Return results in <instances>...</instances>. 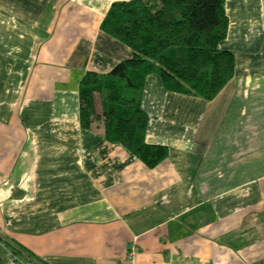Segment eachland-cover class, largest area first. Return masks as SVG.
I'll return each mask as SVG.
<instances>
[{"label":"crops","instance_id":"0c3cea01","mask_svg":"<svg viewBox=\"0 0 264 264\" xmlns=\"http://www.w3.org/2000/svg\"><path fill=\"white\" fill-rule=\"evenodd\" d=\"M114 1L0 0V234L46 264H264V0H225L213 98L146 75L154 167L79 124L83 73L131 55L100 29Z\"/></svg>","mask_w":264,"mask_h":264},{"label":"trees","instance_id":"16d2710c","mask_svg":"<svg viewBox=\"0 0 264 264\" xmlns=\"http://www.w3.org/2000/svg\"><path fill=\"white\" fill-rule=\"evenodd\" d=\"M100 29L126 44L131 55L106 73H83L79 124L83 129L101 125L104 139L120 143L154 167L167 148L144 138L149 118L141 104L145 77L155 73L166 89L213 98L235 66L233 51L221 46L228 29L225 0L114 1ZM0 242L28 262L46 264L2 234ZM3 255L2 262L5 250Z\"/></svg>","mask_w":264,"mask_h":264},{"label":"built area","instance_id":"2783aa9c","mask_svg":"<svg viewBox=\"0 0 264 264\" xmlns=\"http://www.w3.org/2000/svg\"><path fill=\"white\" fill-rule=\"evenodd\" d=\"M135 248L134 246L130 247V250L128 252V256L130 257V259L132 258V255L134 254ZM17 258L15 255H13L11 252H9V255L7 257V260L5 262V264H16Z\"/></svg>","mask_w":264,"mask_h":264}]
</instances>
